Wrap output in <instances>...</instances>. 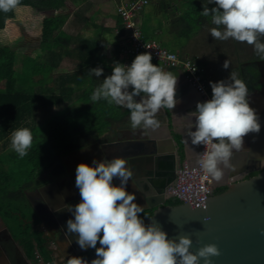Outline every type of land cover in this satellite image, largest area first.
<instances>
[{
    "label": "clouds",
    "instance_id": "obj_1",
    "mask_svg": "<svg viewBox=\"0 0 264 264\" xmlns=\"http://www.w3.org/2000/svg\"><path fill=\"white\" fill-rule=\"evenodd\" d=\"M19 4L20 0H0V12L8 13ZM210 4L216 6L209 9ZM200 14L211 16L212 24L217 26L209 30L214 39L246 42L264 59V0H207ZM151 61V53L143 52L130 66L115 62L111 75L95 88L90 99L94 103L103 99L128 109L133 128H158V111L172 109L177 103L178 78ZM222 67L227 70L229 62L226 60ZM88 72L98 80L104 75L101 67ZM209 86L211 99L197 103L188 137L192 145L206 148L197 154L196 161L205 178L220 181L224 168L231 167L233 150L240 151L243 137L258 133L261 126L249 104L248 85L235 72H230L227 79L210 81ZM136 97H140L139 102ZM33 140L31 129L19 128L11 133L10 147L22 159ZM75 171V187L81 200L64 206L73 217L66 221V229L77 236L82 251L94 249L96 258L89 262L84 257H63V264H200L201 260L212 264L211 257L220 255L216 245H205L193 253L190 238L170 239L158 223L145 225L139 215L144 208L134 202L135 193L126 191L133 178L129 160L119 156L93 159L91 166L80 163ZM114 178L119 179V186L114 185Z\"/></svg>",
    "mask_w": 264,
    "mask_h": 264
},
{
    "label": "trees",
    "instance_id": "obj_2",
    "mask_svg": "<svg viewBox=\"0 0 264 264\" xmlns=\"http://www.w3.org/2000/svg\"><path fill=\"white\" fill-rule=\"evenodd\" d=\"M84 0H20L18 7L8 13L0 12V144L5 142L11 133L23 128L28 120L34 119L37 109H47L62 105L61 111L39 126H32L33 144L28 155L20 158L12 150L0 155V218L7 227L14 242L23 249L27 259L38 262L37 255L45 262L51 261L50 253L45 249L42 233L34 229L38 222L33 209L25 195L26 191L37 185V178L44 172L59 175L65 171L62 158L95 144L103 135L116 136V131L124 128L130 118L128 109L109 104L101 99L93 102L90 97L96 87L106 76L111 75L115 64H99V43L80 37H70L62 32V27ZM185 13L179 22L186 24L182 39H189L212 24L211 16L201 15L207 0H186ZM216 5H208L209 9ZM121 29L123 30L120 19ZM264 40V37H262ZM235 41V40H233ZM237 42V41H236ZM17 55L25 58L29 90L20 89L15 77V60ZM78 61L77 71L71 74H59L58 92H54L51 79L52 71L64 57ZM264 60L253 50L250 62ZM153 61V60H152ZM194 61V60H193ZM116 62L126 63V58L117 51ZM204 72L209 66L199 60L194 61ZM32 64V65H31ZM156 65H158L156 63ZM101 67L104 75L99 80L89 75V69ZM230 72H235L241 79L240 65L231 71H215L218 81L227 79ZM248 72L256 73L253 67ZM31 83L33 84L31 86ZM23 84V83H22ZM212 96L211 88L207 87ZM178 149L184 160L183 145L176 137ZM13 163L12 170L3 167L5 161ZM16 168V171L14 170ZM260 171L250 173L249 179ZM226 186L219 187L215 194H221ZM179 201L168 199L167 206H177ZM154 209L140 213L142 219L152 215ZM94 249L81 254L89 256Z\"/></svg>",
    "mask_w": 264,
    "mask_h": 264
},
{
    "label": "crops",
    "instance_id": "obj_3",
    "mask_svg": "<svg viewBox=\"0 0 264 264\" xmlns=\"http://www.w3.org/2000/svg\"><path fill=\"white\" fill-rule=\"evenodd\" d=\"M127 1L130 0H84V2L71 13L62 27V32L70 37H80L98 42L100 45L98 52L99 64H114L116 62L117 51L126 46L125 33L121 29L120 18L117 15L116 7ZM185 1L186 0H151L150 4L138 17V25L142 31L143 37L146 40L158 43L169 51L178 54L181 58L191 59L192 61H195L196 59L207 63L209 66L205 69V76L207 80L205 83L207 87H210V81H218V76L215 71L225 70L222 66L226 60L229 62V68L225 70V72L231 71L234 64L235 66H238L244 61L242 53L240 52L241 50H239V47L241 46L239 44H235V41L230 39L229 44L227 43V52L225 51L226 45L223 41V46L221 48L218 47L217 50L209 46V38L211 39L212 37L209 30L213 28L211 26H207L205 29L198 31L196 34L194 27L192 28L193 34L190 38L182 39L181 34L186 31V24L184 22H179V19L185 13ZM94 9L96 10L95 13H93ZM77 13L79 15L75 16ZM93 16H95V23L92 21ZM231 41H233L235 46L231 45ZM151 62L156 65V62ZM78 64L79 62L73 58L64 56L58 62L57 67H55L53 71L58 72L56 73L57 75L63 73L71 74L77 71ZM70 65L72 67L75 65V68L69 70L65 69ZM124 65H126V63ZM249 66L256 69V73H249L252 78L250 87L253 86L255 89L254 91L258 92L262 87L260 82L257 80L260 76L258 68L252 65ZM163 70L172 72L178 78L175 95L177 103L172 109L163 108L158 111L156 118L159 120L160 126L155 129L144 128L143 126L133 128L129 118L128 124L124 128L117 130L116 136H110V138L106 141L107 143L101 146L108 151L110 149L109 145L117 143L121 144L118 146L119 150L122 148L121 152H123L120 157L133 161L131 164L133 175L138 172L140 166L151 164V162L153 163L152 165L155 166V160L152 158V154L153 150L156 149L157 146L164 149V152L158 155L161 157L159 160L161 161V164H159L158 161L157 167L158 164L161 165V167L162 165H168V160L164 159L167 155H170V151L168 150V147L170 148V144L168 142L170 136L173 137L176 143V137L180 138L183 145V162L186 161L194 163L198 157V146L191 144L188 132L195 123V115L193 112L196 110L197 103L204 101L201 95H199V93L192 89V87L187 83L185 75L180 69ZM55 78H57V76L54 77V79ZM241 79L247 85H250V82L245 81L242 71ZM247 79L249 80V78ZM135 99L137 102L140 101V97H136ZM163 115H166L167 117V122L165 124L161 123ZM192 131H195V128H193ZM116 149L117 148L115 147L111 150L115 151ZM101 150L102 149H100V151ZM247 150L248 149L242 151L241 149L237 152L239 157L237 165L235 164L237 170L230 175L229 179L232 175L234 176V174L238 178H241L243 175L253 173L254 167L252 165L249 167L250 160L248 159ZM262 151L263 152L260 153H264V150ZM254 152L256 153L257 151ZM254 152L252 153L255 155ZM243 156H246V160H244ZM257 157L262 158L263 160H260L264 161V155ZM103 158H105V155ZM253 163L255 164L256 162ZM142 170H144V168H142ZM247 172L248 174H246ZM119 184L120 181L117 179L115 181V185L119 186ZM135 186L134 182L129 180L126 191L135 193ZM213 186L223 187L219 181L214 180ZM141 200L136 197L134 202L142 207H146V200L144 198H141ZM70 217L73 218L71 215ZM65 228L61 224H57V227L54 229L49 227L50 231L53 232L54 235L51 247L54 248L61 257L80 251L79 247L75 244L73 237L67 233V229ZM46 229L48 228L45 226V230ZM9 249L10 251L8 250V254L4 251L0 253V264H35L33 261L26 258L23 249L18 245V243L13 242Z\"/></svg>",
    "mask_w": 264,
    "mask_h": 264
},
{
    "label": "water",
    "instance_id": "obj_4",
    "mask_svg": "<svg viewBox=\"0 0 264 264\" xmlns=\"http://www.w3.org/2000/svg\"><path fill=\"white\" fill-rule=\"evenodd\" d=\"M247 65L258 68L260 76L257 80L262 85L261 89L254 94L251 92V89H254L253 86L248 87L250 93L249 104L252 108L255 103L254 100H264V60L254 61ZM255 111L259 117L261 127L258 133L252 132L250 134L251 138L249 133L246 135L248 141L247 155L250 161L259 162L262 158L257 157L252 152H263L262 150H264V110ZM166 122L167 117L163 115L161 123L165 124ZM168 140L170 144V148L168 147L169 154L177 153V143L173 137L170 136ZM120 145L117 143L109 146L115 148ZM162 152H164V149L157 146L152 154L155 166L152 165V162L140 166L138 172L132 178L136 185L134 191L136 197L140 200L141 198L146 200L147 206L143 207L144 211L154 209L150 217L143 219L145 225L158 223L170 239L178 241L182 236L190 238L192 240L190 250L193 253L205 245H216L220 255L211 257L212 264H264V169L249 179L238 178L235 174L232 175L231 182L226 186L227 189L221 194H215V190L219 186H214L213 193L204 207L192 208L184 203L177 206H167L165 205L167 198L154 186L155 182L161 177L157 162L161 158L158 155ZM243 157L246 160V156ZM250 161L249 167L254 164ZM132 162L130 161V164ZM75 178L76 172L71 174L62 184L53 188L54 204L50 210L55 222L61 224L64 228L61 214L62 212H68L64 206L76 205L81 200L79 189L75 187ZM175 178L176 174H174L172 181ZM115 181L113 180L114 185ZM144 187H147L148 190L145 191ZM27 198L30 201L28 196ZM151 199L153 200L151 201ZM32 208L37 211L36 205H32ZM57 209L63 210L57 211ZM5 230L8 232L7 227H5ZM7 234L9 239L13 241L10 233ZM43 238H45V235H43ZM97 247H100L99 243ZM84 258L89 262L95 259V250L91 255ZM200 264H203V260L200 261Z\"/></svg>",
    "mask_w": 264,
    "mask_h": 264
},
{
    "label": "built area",
    "instance_id": "obj_5",
    "mask_svg": "<svg viewBox=\"0 0 264 264\" xmlns=\"http://www.w3.org/2000/svg\"><path fill=\"white\" fill-rule=\"evenodd\" d=\"M150 1L130 0L116 7L126 38V46L121 48V55L126 58V65L130 66L136 55L149 52L152 55V60L162 69H180L184 73L187 83L201 95L203 101L210 100L211 97L207 94L204 72L197 63L191 59L181 58L178 54L143 37L138 25V17L150 4ZM170 56L173 59L170 60ZM204 151H206L205 146L200 145L198 154ZM196 161L194 163L186 161L182 163L181 168L176 173L175 180L167 189L168 199L188 204L192 208L205 206L214 190L213 180L205 178V174L199 169ZM37 258L41 262L40 257L37 256Z\"/></svg>",
    "mask_w": 264,
    "mask_h": 264
},
{
    "label": "flooded vegetation",
    "instance_id": "obj_6",
    "mask_svg": "<svg viewBox=\"0 0 264 264\" xmlns=\"http://www.w3.org/2000/svg\"><path fill=\"white\" fill-rule=\"evenodd\" d=\"M248 62L250 63V61L245 57L244 61L240 64V68L242 71V75L245 78V81L250 82V85H248V87H250L251 83H252V81H251L252 78H251V74H249L250 72H248V68L250 66L249 65L246 66V64H248ZM247 78H249V80ZM253 79H255V78H253ZM251 92L253 94L256 93V92H254V89H251ZM254 101H255V103L252 105V108L254 110H257V111L264 110V100L263 99L254 100ZM250 134L251 133H249V137L251 138ZM250 141H251V139H250ZM247 144H248V141L246 140V135H245L243 137L242 151L247 149V147H248ZM199 147H200V145H198V150H199ZM112 148L113 147H110V149L108 148L109 150L106 151L105 148L100 147L99 150H97L99 152L97 153L94 151L93 152L94 154H92V156L84 157V158H82V156L80 158L76 157L70 161L65 159L64 157H67V158L72 157V156L76 155V153H80V151L73 153V154H70V155H65L62 158L63 164L65 166V171L62 174L50 175L49 172H46L50 175L48 183H46L44 185H38L37 184L33 189L25 192L26 197L28 196L30 201H31V203H30V201L28 200L31 208H32V205H36V207H37V211H34V209L32 208L34 211V214H35V218H37V220H38V222L34 224V229H37L38 231H40L42 233V238H43V235H45V238H43L44 244H45V249L50 253V256H51V261L45 262L43 259L40 258L42 263L38 261L35 264H45V263L63 264V260H62L63 257L59 256L58 253L56 252V250L51 247V243H52V239H54V235H53V232L50 231L49 227H51L52 229L57 227V222H55V219L52 216V213L50 210L52 205L54 204V202H53V197H54L53 196L54 195L53 188H55L59 184H62L63 181L68 179L71 174L75 173L76 167L80 163H87L90 165L93 159H96L98 161L102 160L104 155H105V158H107L108 160H111L115 156H119V157L122 156V154H123V152H121L122 148H120V150H119V147H116L117 149L115 151H112L111 150ZM100 149H102V150L100 151ZM250 149H251V144H250ZM198 150H197V154H198ZM81 151H83V150H81ZM233 151H234V153H233V157H232V161H231V167L224 168V176L219 181L221 186H227L231 182L229 179L230 175L237 170L236 169L237 167H235V164L237 165V163H238L237 161H238L239 157H238L237 152L235 150H233ZM255 155L256 156H263L264 153L256 152ZM164 160H168V165H166V166L162 165V167H161V165H159V164H161V161H159L157 168H159V172L161 174V177L159 178V180H157L155 182L154 186L157 190H159L160 193L165 195V197L168 200L167 189L170 186V184L173 182L172 178H173L174 174L177 173L180 165H182L183 160L181 158V155H180L178 148H177V153L167 155ZM180 161H181V163H180ZM252 166L254 167L253 172L260 171V170L264 169V161L261 160L259 162H256L255 164H252ZM246 176L247 175H243L241 178L244 179ZM144 189H145V191L148 190L147 187H144ZM58 191H61V190H58ZM70 215L71 214L69 212H62V214H61V220L65 226H66V221L71 218ZM41 220H42V222H41ZM45 226L48 229L45 230ZM5 227L6 226L4 225V223L2 222V220L0 218V253L2 251H4L8 254V250L10 251L9 247L12 246L13 241H11L9 239L8 234H7L8 232H6ZM70 236L73 237V240L75 241V244L77 245V243H76L77 236L74 234H70ZM79 250L80 251H76L75 253H73L71 255L68 254V255L64 256V259L66 260L68 257H71V256L81 257V254L89 251V249L86 251H82L80 248H79ZM36 255L39 256L38 254H36Z\"/></svg>",
    "mask_w": 264,
    "mask_h": 264
},
{
    "label": "rangeland",
    "instance_id": "obj_7",
    "mask_svg": "<svg viewBox=\"0 0 264 264\" xmlns=\"http://www.w3.org/2000/svg\"><path fill=\"white\" fill-rule=\"evenodd\" d=\"M100 11V10H99ZM96 10L94 9L93 10V13H95ZM79 14H75V16H78ZM91 17V16H90ZM92 21L93 23H95V16H93L92 18ZM230 40H232L230 38ZM226 45L225 47V51L227 52V43L229 44V40L227 41H223ZM222 41H219L217 39H214L213 37H211V39L209 38V43L208 45L213 47L215 50H217L218 47H222L223 46V43ZM232 42V46H235V44H239L241 47H239V50H241L240 52L243 54L242 57L243 58H247L248 60L252 59L253 57V46L251 45H248L246 42H236L235 41V44ZM238 47V46H237ZM232 49V48H231ZM73 64H75L74 62H72ZM32 65V64H31ZM75 68V65L72 67L71 65L68 66L67 70L69 69H74ZM15 77L17 79V86L19 87L20 86V89H28L29 90V86L28 84H25L24 82H26L27 80V67L25 66V58L22 56V55H17L16 57V60H15ZM58 72H55L53 71L52 74H51V79H53V83H52V88L54 90V92H58V88H57V83H59L58 81H55L54 77L57 76ZM23 83V84H22ZM33 84L31 83V86ZM3 85L0 83V88L2 87ZM63 106L62 105H59V106H53V107H49L47 109H44L42 107L39 106V108L37 109L36 113H35V116H34V119H30L26 122V124L24 125V127H27L29 129H31L32 126H39L41 124H43L46 120L50 119L51 117H53L56 113H58L59 111H61V108ZM110 136H102L99 138V141L95 144H92L90 146H88L87 148H85L83 151H80V153H76V155L72 156V157H64L65 159L67 160H73L74 158H80L82 156V158L84 157H89V156H92V154H94L93 152H99L97 150H99V148L101 146H103L104 144H106L107 142V139H109ZM10 144H11V136L3 143L0 144V155L4 154L5 156H7L8 154L7 153H11L12 149L10 147ZM5 161L3 163V167L6 169V170H12V168H14L12 165L13 163H10L7 161V158L4 157ZM16 171V168L14 169ZM49 177L50 175L48 173H43L41 174L38 178H37V184L38 185H44L46 183L49 182Z\"/></svg>",
    "mask_w": 264,
    "mask_h": 264
}]
</instances>
